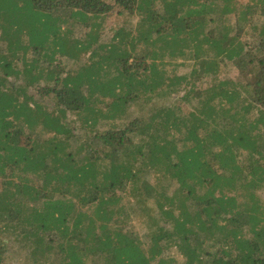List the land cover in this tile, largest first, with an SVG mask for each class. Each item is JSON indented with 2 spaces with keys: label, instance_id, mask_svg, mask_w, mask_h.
<instances>
[{
  "label": "trees",
  "instance_id": "obj_1",
  "mask_svg": "<svg viewBox=\"0 0 264 264\" xmlns=\"http://www.w3.org/2000/svg\"><path fill=\"white\" fill-rule=\"evenodd\" d=\"M172 250L264 264V0H0V264Z\"/></svg>",
  "mask_w": 264,
  "mask_h": 264
},
{
  "label": "rangeland",
  "instance_id": "obj_2",
  "mask_svg": "<svg viewBox=\"0 0 264 264\" xmlns=\"http://www.w3.org/2000/svg\"><path fill=\"white\" fill-rule=\"evenodd\" d=\"M121 19L122 18H120V16H116V13L114 14V16H112V17H109L108 19H107V21H106V27H104V29L102 30V41L103 42H107L109 39H110V37H111V34H110V32L108 31V29L109 28H112V27H114L115 25H117L120 21H121ZM138 19L139 18H134L133 20H131L132 21V26H135V24L137 23V21H138ZM105 30H107V31H105ZM104 32H106L107 34H105ZM105 34V35H104ZM169 69L171 70L172 68L171 67H169ZM172 71V70H171ZM170 71V72H171ZM190 71V68L189 67H180V68H178L177 69V75L178 76H180V75H182V74H187L188 72ZM170 75H172V74H170ZM237 76H236V74L234 73V72H232L231 70H227L226 71V73H224L222 76H220V79L222 80V79H227V80H233V81H236L237 80V78H236ZM181 95V94H180ZM176 97H173V98H170V99H167L165 102H166V104L167 105H171V104H173V102H174V99H175ZM107 101V100H106ZM164 103V102H163ZM184 109H188V106L187 105H185L184 107H183ZM261 196H262V194H261ZM263 199V198H262ZM135 223H136V225H137V232L139 231L141 234H145L146 232H145V228H144V226H142L141 225V223L138 221V220H135ZM166 256V258H167V256H171V257H175L177 260H180L179 261V263L180 264H182V259L180 258V256L177 254V252H175V250H172L169 254H167V255H165ZM165 258V257H164Z\"/></svg>",
  "mask_w": 264,
  "mask_h": 264
}]
</instances>
